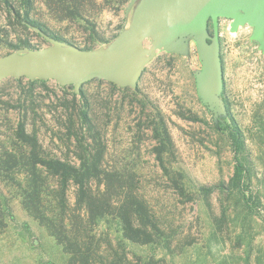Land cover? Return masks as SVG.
Here are the masks:
<instances>
[{"label": "rangeland", "instance_id": "obj_1", "mask_svg": "<svg viewBox=\"0 0 264 264\" xmlns=\"http://www.w3.org/2000/svg\"><path fill=\"white\" fill-rule=\"evenodd\" d=\"M131 0H97L98 5L87 14L96 24L98 31L110 41L98 42L90 36L91 25L83 19L64 18L62 13L50 8L44 0H36L35 16L45 23L50 33L63 43L86 48H101L111 44L120 33L129 27L138 2L130 7ZM6 13L0 11V22L8 23ZM233 19L220 17L221 53L224 68V88L222 97L226 109L215 110L204 101L198 92L197 76L204 70L199 44L195 37L184 36L188 42L186 51H167L158 49L148 61L147 67L138 81L137 95L133 104L130 97L118 117L109 122L107 138L110 155L123 162H131L142 173L152 175V185L164 191L165 183L157 178L160 169L152 152L154 139L152 133L144 134L139 128L141 106L139 100L154 102L162 109L175 143L177 159L174 167L184 170L189 177L188 186L195 191L196 200L182 204L179 202L175 220L178 228L174 238V252L158 245L142 248L133 246L139 253L162 258L160 264H245L243 257L250 255L251 264H264V50L261 41L254 37V27L242 24L232 27ZM123 25V27H122ZM198 24H196L197 26ZM122 27V28H121ZM9 32L2 31L0 37V57L10 53H25L28 50H12L2 41L29 36L37 46L44 48L52 43L38 31L25 30L19 21L9 23ZM212 32V24H209ZM188 32V31H187ZM7 34V35H6ZM152 38L146 40L149 46ZM87 49V48H86ZM30 86L25 79L26 90L33 88L41 95L43 119L36 123L41 138L48 150L64 156L66 148L56 139L54 113L51 103L64 94L63 86L55 79H44ZM15 81L6 78L0 82V133L5 137L17 126L23 110L11 107L8 110L2 102L9 98L8 93L18 97L22 89L15 88ZM69 85V84H66ZM90 99L96 104L102 97L113 95V103L121 102L127 92L113 90L108 80L98 78L82 84ZM136 86V87H137ZM135 88V87H134ZM65 92H70V89ZM70 97V96H69ZM103 97V98H104ZM153 103H149L151 107ZM227 105L244 130L248 145L256 165V178L253 189L260 195L262 205L259 213L246 217L242 203L233 195L225 201L230 204L229 218L219 229L212 222L203 205L202 196L195 186L212 185L220 181L228 182L234 172V152L227 139ZM182 112L198 116L197 120L183 117ZM30 116H33L31 114ZM32 118V117H31ZM71 155L74 152L70 153ZM132 163V164H133ZM150 177V176H149ZM156 192V191H154ZM4 193L12 208V216L7 228L0 231V264H68L69 254L55 237L22 204L17 189L4 187ZM226 195L216 191L212 194L214 209L220 215L221 202ZM74 188H71L70 201L73 202ZM166 201L175 203L173 192L166 188ZM101 228L107 229L106 225ZM115 227L111 230L115 233ZM241 235V238L239 236ZM193 243L188 244L187 242ZM199 260L201 263H199Z\"/></svg>", "mask_w": 264, "mask_h": 264}, {"label": "trees", "instance_id": "obj_2", "mask_svg": "<svg viewBox=\"0 0 264 264\" xmlns=\"http://www.w3.org/2000/svg\"><path fill=\"white\" fill-rule=\"evenodd\" d=\"M44 1L50 8L62 13L64 18L89 22L91 38L102 43L110 41L87 18V14L98 5L97 0ZM35 3L36 0H0V11L6 13L5 18H9L8 23L0 22V37L2 31L9 33V23L16 20L25 30L37 31L35 27H40L54 36L49 27L35 16ZM9 36L2 41L12 50L30 51L37 47L29 36H20L16 42ZM9 79L15 81V88L19 87L22 92L18 97L8 93L9 98L2 102L7 110L21 108L23 116L5 137L0 133V231L7 228L12 216V208L4 193V187L9 186L17 189L25 209L48 229L69 254L68 264H160L163 261L155 255L139 253L133 246L142 248L156 244L174 252V238L178 230L175 215L179 202L195 201L196 194L188 186L186 172L173 166L177 159L176 148L162 109L154 102L138 99L141 106L139 128L144 134L152 133V152L160 167L156 175L165 183L163 192L152 185L154 173H142L136 169L134 161L123 162L109 152V122L120 115L127 97L133 104L137 99L138 86L123 87L108 81L113 90L127 92L126 97L118 104L113 103V95L107 94L96 104L83 85L79 92H76L74 84L60 85L64 94L58 96L50 107L55 115L54 124L59 127L57 132L54 131L58 134L56 139L67 150L61 156L48 150L36 127L37 121L43 119L41 112L36 110L41 106L43 97L31 87L25 89L26 84L32 86L46 80L25 76ZM25 79L27 83L23 84ZM68 89L70 92H65ZM149 103L153 105L150 107ZM181 115L198 119V116L184 112ZM227 115V139L235 161L233 175L228 182L195 186L208 216L219 229L234 220L229 218L230 204L225 203L231 195L241 201L246 212L245 219L259 213L262 205L260 195L253 189L256 165L247 137L229 105ZM71 152L74 154L71 155ZM72 187L73 202L70 201ZM166 188L173 192L174 204L166 201ZM216 191L226 195L221 202L220 215L216 213L211 199ZM173 208L176 209L174 215ZM102 225H106L107 229L101 228ZM113 227L115 233L111 230ZM243 260L245 264H251L249 254Z\"/></svg>", "mask_w": 264, "mask_h": 264}, {"label": "water", "instance_id": "obj_3", "mask_svg": "<svg viewBox=\"0 0 264 264\" xmlns=\"http://www.w3.org/2000/svg\"><path fill=\"white\" fill-rule=\"evenodd\" d=\"M137 2L129 27L101 48L66 44L35 27L52 45L1 56L0 82L23 76L55 79L62 85L74 84L79 92L83 83L98 78L136 87L158 49L186 51L188 42L183 37L193 36L204 62L197 76L198 92L216 111L225 110L220 17L233 19V29L246 23L254 27V37L264 50V0H131L130 7ZM148 38H152L149 46Z\"/></svg>", "mask_w": 264, "mask_h": 264}]
</instances>
